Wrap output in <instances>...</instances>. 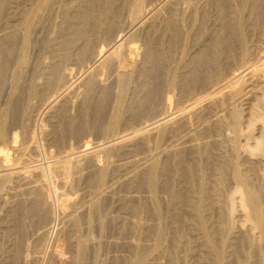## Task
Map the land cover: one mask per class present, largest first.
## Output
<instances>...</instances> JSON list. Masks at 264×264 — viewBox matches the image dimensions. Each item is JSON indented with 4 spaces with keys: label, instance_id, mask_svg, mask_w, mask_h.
Returning a JSON list of instances; mask_svg holds the SVG:
<instances>
[{
    "label": "bare ground",
    "instance_id": "bare-ground-1",
    "mask_svg": "<svg viewBox=\"0 0 264 264\" xmlns=\"http://www.w3.org/2000/svg\"><path fill=\"white\" fill-rule=\"evenodd\" d=\"M261 51L264 0H0V264H264Z\"/></svg>",
    "mask_w": 264,
    "mask_h": 264
},
{
    "label": "rangeland",
    "instance_id": "rangeland-1",
    "mask_svg": "<svg viewBox=\"0 0 264 264\" xmlns=\"http://www.w3.org/2000/svg\"><path fill=\"white\" fill-rule=\"evenodd\" d=\"M261 52H262L263 54H261ZM261 52H260V54H261L260 56H264V52H263V51H261Z\"/></svg>",
    "mask_w": 264,
    "mask_h": 264
}]
</instances>
